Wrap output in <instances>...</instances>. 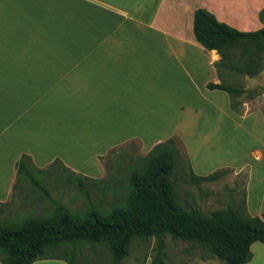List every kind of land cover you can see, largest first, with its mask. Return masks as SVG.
<instances>
[{"label": "crops", "instance_id": "1", "mask_svg": "<svg viewBox=\"0 0 264 264\" xmlns=\"http://www.w3.org/2000/svg\"><path fill=\"white\" fill-rule=\"evenodd\" d=\"M263 1L252 6L254 14ZM238 2L0 0V204L11 200L22 155L36 168L57 159L72 171L100 172L102 153L95 150L88 154L91 159L81 157L75 143L90 147L88 141L114 131L126 141L143 140L134 126L128 130L129 119L141 117L145 103L163 90H209L214 99L220 91L229 117L256 115L233 113L225 91L206 88L207 82L218 80L214 62L219 55L197 42L192 29L195 9L205 8L222 20V11H231ZM225 21L242 30L262 24ZM155 63L154 70L147 69ZM160 64L163 69L157 68ZM256 122L264 133V116L257 115ZM24 132L30 133L25 139ZM101 139L92 148L103 146ZM5 154L10 157L6 162ZM43 155V162L36 157ZM254 155L264 160L263 152ZM79 161L91 166L77 167ZM247 182L248 213L260 216L264 207L249 206L253 202ZM250 248L254 252V246ZM32 264L70 263L46 255Z\"/></svg>", "mask_w": 264, "mask_h": 264}, {"label": "rangeland", "instance_id": "2", "mask_svg": "<svg viewBox=\"0 0 264 264\" xmlns=\"http://www.w3.org/2000/svg\"><path fill=\"white\" fill-rule=\"evenodd\" d=\"M259 1L239 0L231 11H222V21L228 19L240 25H253L260 21L258 14L264 7L263 1L255 9L257 13H253L252 6ZM261 20L264 21V10ZM262 26L263 23L260 28ZM257 29L259 27L251 26L243 30ZM238 57L239 52L235 54V58ZM154 65V68L147 66V69L154 70L158 66L156 63ZM157 68L164 67L160 64ZM176 68L179 79L181 65L178 64ZM220 73L221 79L218 77L215 83L223 80L227 85L254 90L252 96L243 92L230 99L227 94L229 110L238 115H256L242 119L229 117L232 115L226 111L224 96L220 91L215 92L219 94L217 99H214L215 94L211 96L213 91L209 90L200 92L177 87L176 90L158 92L154 101L145 103L141 117L129 119L128 130L134 126L143 140L126 141L120 132L114 131L102 139L96 137L93 143L88 141L90 147L83 141L75 143V151L81 153V157L91 159L88 154L95 150L102 153L98 157L100 172L72 171L59 160L52 161V165L36 168L30 165L28 158L25 159V168L42 187L33 186L27 175L19 173L11 200L0 204V225L16 226L27 218L51 217L60 206L78 217H83L90 208L108 214L113 207L124 206L131 173L143 169L147 154L155 145L168 149L172 154L170 180L180 205L197 208L204 215L217 209L234 207L244 215L252 216L245 204L246 179H249L248 190L253 202L249 206L254 210L264 207V160L259 161L254 155L255 151L264 154V133L256 122L257 115L264 116V52L261 69L254 76L226 68H222ZM230 102L236 104L235 110L230 107ZM192 104L197 106L193 107ZM29 134L25 133L23 139ZM99 139L104 145L92 148L100 143L96 141ZM47 143L49 149L51 142ZM109 144L112 146L107 147ZM36 157L38 160L40 157L42 162L46 159L44 155ZM2 159L6 162L10 157L5 154ZM89 166L91 164L81 161L77 163V167ZM192 172L197 175L217 174L207 180H196L191 176ZM43 188L47 190L46 193ZM251 245L254 246L251 257L253 264H264L262 243L255 241ZM44 253L71 259L76 264H111L112 257L107 246L83 242L46 246ZM157 257L162 259V264H226L213 256L204 245L170 234L161 237L135 236L121 264H153Z\"/></svg>", "mask_w": 264, "mask_h": 264}, {"label": "trees", "instance_id": "3", "mask_svg": "<svg viewBox=\"0 0 264 264\" xmlns=\"http://www.w3.org/2000/svg\"><path fill=\"white\" fill-rule=\"evenodd\" d=\"M257 30H240L218 20L205 8L193 13V34L206 50H215L219 58L214 62L218 77L221 69L254 76L262 66L264 52V21ZM239 52L238 59L235 54ZM210 90L225 91L230 99L243 92L251 96L254 90L207 82ZM250 97V96H249ZM235 103L230 107L235 110ZM22 155L17 172L28 176L33 186L42 187L24 166ZM57 161L54 160V162ZM53 162L51 163V165ZM173 158L171 152L155 145L147 154L142 170L130 175V188L124 206L113 207L108 214L90 208L83 217L70 213L61 206L51 217H31L19 225H0V262L2 264H32L45 257L44 248L63 244H102L111 251V264H121L135 236L170 234L173 237L198 242L226 264H245L252 257L250 246L259 241L264 247V212L260 216L244 215L240 209L227 207L204 215L197 208L185 207L177 202V194L170 180ZM217 173L197 175L196 180H207ZM46 193L47 190L43 188ZM53 256V255H52ZM70 264L73 260L62 257ZM153 264H162L157 257Z\"/></svg>", "mask_w": 264, "mask_h": 264}]
</instances>
